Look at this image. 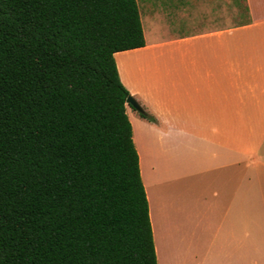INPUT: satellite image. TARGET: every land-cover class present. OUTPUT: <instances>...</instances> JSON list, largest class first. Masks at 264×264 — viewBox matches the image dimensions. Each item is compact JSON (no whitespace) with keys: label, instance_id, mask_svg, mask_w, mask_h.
I'll use <instances>...</instances> for the list:
<instances>
[{"label":"trees","instance_id":"16d2710c","mask_svg":"<svg viewBox=\"0 0 264 264\" xmlns=\"http://www.w3.org/2000/svg\"><path fill=\"white\" fill-rule=\"evenodd\" d=\"M142 46L136 0H0V264H157L113 57Z\"/></svg>","mask_w":264,"mask_h":264},{"label":"crops","instance_id":"0c3cea01","mask_svg":"<svg viewBox=\"0 0 264 264\" xmlns=\"http://www.w3.org/2000/svg\"><path fill=\"white\" fill-rule=\"evenodd\" d=\"M140 1L113 57L153 119L126 104L156 262L264 264V0Z\"/></svg>","mask_w":264,"mask_h":264},{"label":"rangeland","instance_id":"374dc122","mask_svg":"<svg viewBox=\"0 0 264 264\" xmlns=\"http://www.w3.org/2000/svg\"><path fill=\"white\" fill-rule=\"evenodd\" d=\"M140 3H141V1H140ZM227 3H228V15L229 16H241L240 19L244 20V18L242 16H244L245 11H244V5L242 3V0H227ZM139 10H140L141 15L143 17L144 13L140 7H139Z\"/></svg>","mask_w":264,"mask_h":264},{"label":"water","instance_id":"95a60500","mask_svg":"<svg viewBox=\"0 0 264 264\" xmlns=\"http://www.w3.org/2000/svg\"><path fill=\"white\" fill-rule=\"evenodd\" d=\"M126 104L130 105L132 108H134L138 112L142 111L140 106L136 103V101L131 96H129L126 99Z\"/></svg>","mask_w":264,"mask_h":264}]
</instances>
